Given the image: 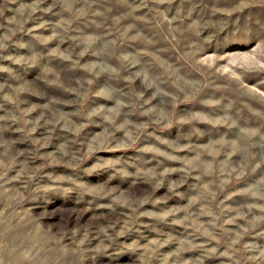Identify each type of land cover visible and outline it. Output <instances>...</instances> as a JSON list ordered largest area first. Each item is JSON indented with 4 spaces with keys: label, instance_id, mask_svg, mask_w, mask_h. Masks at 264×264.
<instances>
[{
    "label": "rangeland",
    "instance_id": "374dc122",
    "mask_svg": "<svg viewBox=\"0 0 264 264\" xmlns=\"http://www.w3.org/2000/svg\"><path fill=\"white\" fill-rule=\"evenodd\" d=\"M0 264H264V0H0Z\"/></svg>",
    "mask_w": 264,
    "mask_h": 264
}]
</instances>
